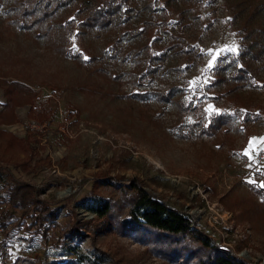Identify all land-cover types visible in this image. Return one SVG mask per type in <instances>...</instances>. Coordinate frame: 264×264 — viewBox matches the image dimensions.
I'll return each instance as SVG.
<instances>
[{"label":"rangeland","instance_id":"1","mask_svg":"<svg viewBox=\"0 0 264 264\" xmlns=\"http://www.w3.org/2000/svg\"><path fill=\"white\" fill-rule=\"evenodd\" d=\"M200 1L198 19L185 33L197 52L194 59L181 55L160 80L139 82L129 75L137 71L132 57L111 60L112 44H128L125 38L118 44L114 31L82 30L83 15L74 11L68 18L70 55L64 57L8 25L0 3V81H17L38 93L32 118L25 105L16 108L14 124H0V131L28 141L23 149L7 147L0 136V176L3 183L13 177L39 190L41 200L58 208L59 227L43 237L24 229L16 214L0 229V264H69L80 258L97 264H168L113 230L82 229V239L67 247L56 242L70 222L92 220L88 208L96 200L117 199V187L132 182L189 216L214 243L247 264H264V220L240 215L244 206L262 200L254 190L264 183V159L255 157L264 158V55L251 61L250 79L233 95L227 83L217 81L225 69L229 75L233 63L243 64L257 33L264 38V0H248V7L260 4L250 25V13H235L234 0ZM231 47L237 52L221 51ZM172 87L179 93L170 103L155 98L153 91ZM209 105L211 112L205 111ZM40 113L47 119L37 120ZM216 115L230 119L227 134L200 133ZM33 122L38 130L25 128ZM35 140L36 154L28 162L25 146Z\"/></svg>","mask_w":264,"mask_h":264},{"label":"trees","instance_id":"2","mask_svg":"<svg viewBox=\"0 0 264 264\" xmlns=\"http://www.w3.org/2000/svg\"><path fill=\"white\" fill-rule=\"evenodd\" d=\"M234 1L235 3H232L235 13L238 12L242 16L239 9L250 13L248 18H245L248 25L254 22L258 6L264 5L260 3L252 8L247 6L250 5L248 0ZM0 3L5 15L3 20L8 25L32 34L37 40H43L47 48L64 57L70 55L68 37L72 24L68 18L74 11L83 15L80 23L82 30L95 29L99 33L114 31L118 44L123 38L127 39L128 44L124 48L112 44L110 47L114 54L111 60L120 59L126 62L132 57L137 68V71L129 74L133 82L135 79L139 82L157 76L160 80L162 73L173 69L172 61H176L181 55L191 60L197 53L192 45L186 43L185 33L192 30L198 19L200 0H0ZM171 19H175L173 27ZM255 36L258 37L252 39L250 48L246 50L248 53L243 54V64L234 67L233 63L228 67H232L229 75L225 69V72L218 76L217 81L227 83V93L231 95L237 91L239 83L250 79L251 61L257 60L258 55H264V38L259 33ZM165 62L170 63L165 67ZM0 89L5 98V101L0 103V124H14L16 108L25 105L30 107L28 117L32 118L31 114L38 98L36 91L20 82L4 80L0 81ZM177 93L179 91L174 87L168 91L161 88L153 91L155 98L159 97L158 100L163 104L173 101ZM181 103L175 102L179 109L183 107ZM36 119H47V115L37 114ZM229 126V118L216 115L209 120L206 127H201L200 133L208 136L227 134ZM0 136L6 138L7 147L17 146L23 149L24 142H28L27 139H21L10 132L0 131ZM37 143L39 142L35 140L29 147L25 146V152L29 156L28 162H31V156L36 154ZM2 183L0 176V184ZM2 189L0 229L4 231L8 221L16 214L24 229L28 232H38L43 237L50 228H59L56 225L58 208L41 200L38 196L39 190L34 186L12 177L10 183H3ZM117 190L120 193L117 199L107 197L96 200L88 208L94 216L92 220L70 222L68 227L61 229L56 235V242L67 247L68 243L75 239H82V229L89 232L91 228H100L103 232L113 230L136 241L145 248L146 254L161 258L168 264H247L228 247L214 243L193 224L189 216L169 208L139 184L132 182L117 187ZM254 192L258 193L262 200L254 202L252 207L244 206L240 215L252 222H261L264 220V188ZM68 253L69 249L66 250L67 255ZM68 262L97 264L96 260L88 258Z\"/></svg>","mask_w":264,"mask_h":264},{"label":"snow or ice","instance_id":"3","mask_svg":"<svg viewBox=\"0 0 264 264\" xmlns=\"http://www.w3.org/2000/svg\"><path fill=\"white\" fill-rule=\"evenodd\" d=\"M72 50H73V51L76 50V45H75V44H73V49H72ZM224 50H227V51H229V52H231V53H236V52H237V48H236V47H231V48H228V49H222L221 51H224ZM217 57H218V54L212 56V59L208 62V65H207V67H208L209 69H212V68H213V66H214V62L217 60ZM84 59H85V60H88L89 58H88L87 56H85ZM205 83H207V81H205ZM211 109H212V106L209 105L208 108H207L205 111L211 112ZM244 155L247 156L248 153L245 152ZM260 187H261V188H264V183H262V184L260 185Z\"/></svg>","mask_w":264,"mask_h":264},{"label":"built area","instance_id":"4","mask_svg":"<svg viewBox=\"0 0 264 264\" xmlns=\"http://www.w3.org/2000/svg\"><path fill=\"white\" fill-rule=\"evenodd\" d=\"M25 128L30 129V130H38L39 129L37 124H35L34 122L25 124ZM255 157H257V161H259V159H264L262 154H258Z\"/></svg>","mask_w":264,"mask_h":264}]
</instances>
